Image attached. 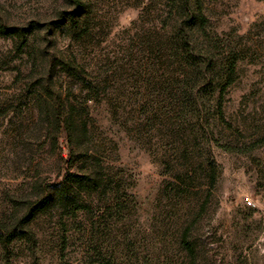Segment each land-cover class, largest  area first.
<instances>
[{"label":"rangeland","instance_id":"374dc122","mask_svg":"<svg viewBox=\"0 0 264 264\" xmlns=\"http://www.w3.org/2000/svg\"><path fill=\"white\" fill-rule=\"evenodd\" d=\"M79 1L0 0V25L30 33L0 32V227L48 194L0 264H264V0H189L196 81L179 0ZM86 170L112 188L70 212Z\"/></svg>","mask_w":264,"mask_h":264},{"label":"trees","instance_id":"16d2710c","mask_svg":"<svg viewBox=\"0 0 264 264\" xmlns=\"http://www.w3.org/2000/svg\"><path fill=\"white\" fill-rule=\"evenodd\" d=\"M74 5L76 6V12L79 11V9H82L81 2L79 0H72ZM189 0H179L180 3V20H179V27L177 30L176 40L179 43V46L177 48V58L180 59V62L182 63V66H188L189 70L186 71L184 74H191L194 75V79L192 81H196L199 79V76L202 74V62L201 60V52L198 51L197 53L194 52L195 50V43L192 41L191 31L193 28L200 27L204 28L206 24V18L201 13V6L200 3L197 2L196 9H191L189 5ZM73 19L71 18V21ZM0 32L4 35L15 37L19 44L24 45L27 42L29 32H26L22 27H4L0 25ZM238 55H233L228 58L227 65L225 66V83L221 85L219 89V96H218V104H217V115L220 118V120L224 121L223 119V112H222V98L223 94L225 93L227 87L234 82V74H235V67L237 63ZM183 74V76H184ZM185 78V77H184ZM69 121V120H67ZM71 124V122H68ZM67 123V124H68ZM68 129V127H67ZM228 149V146H225ZM209 165V180L211 182H214L215 180V174H216V168L215 163L213 160H208ZM94 174H91L87 170L85 172L82 171V173L77 174H70L67 178V181L69 184H71L70 187H73L76 189L77 194L73 196V198H70L67 201L68 204V211L70 212H76L80 209H83L86 207L84 203L80 201V197L82 195H79V190L85 189V191L96 190L99 187L105 185L108 188H112V182H110L106 177H104L103 173L100 171H94ZM109 181V182H108ZM66 184L63 183V187L56 188V197L59 195L61 198H63L64 191L67 189ZM48 194L44 195L43 197L39 198L37 200L36 205L33 208H30L28 210V215H25L24 218L20 219L18 222L15 223L14 226H4L0 227V245L4 249H8L10 246V242L14 239H22L27 236L31 235L28 230H24V224L29 221V213H34L40 208H44V206L47 203V196ZM78 196V197H77ZM64 200V199H63ZM23 226V227H22ZM187 231L185 230L182 235V244L184 248L187 250V252L190 255H193L194 248L191 244V241L188 240Z\"/></svg>","mask_w":264,"mask_h":264}]
</instances>
